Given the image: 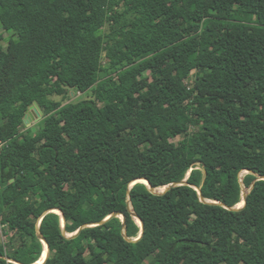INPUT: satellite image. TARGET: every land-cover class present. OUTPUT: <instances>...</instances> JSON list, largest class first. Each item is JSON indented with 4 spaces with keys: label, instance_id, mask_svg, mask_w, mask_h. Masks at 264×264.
I'll return each instance as SVG.
<instances>
[{
    "label": "trees",
    "instance_id": "trees-1",
    "mask_svg": "<svg viewBox=\"0 0 264 264\" xmlns=\"http://www.w3.org/2000/svg\"><path fill=\"white\" fill-rule=\"evenodd\" d=\"M0 30V264H264V0H0Z\"/></svg>",
    "mask_w": 264,
    "mask_h": 264
},
{
    "label": "water",
    "instance_id": "water-1",
    "mask_svg": "<svg viewBox=\"0 0 264 264\" xmlns=\"http://www.w3.org/2000/svg\"><path fill=\"white\" fill-rule=\"evenodd\" d=\"M43 116H44V112L42 111V109L40 108V106L38 105V103H37V102H34L33 106L30 107V109H29V110L27 111V113H26V116H25V119H24L25 124H28L30 120H33V119H35V118L38 119V118H41V117H43ZM33 130L35 131V128H33ZM247 173H249V172H247ZM262 179H264V177H262ZM135 183H143V184H146V185L149 187L150 191H151L152 193H154V194H163V193L167 192V191H168L171 187H173V186H177V185L185 184V183H186V180H184V181H182V182H180V183H174V184H171V185H169V186H166V187H164L163 191H161V192H158V189H155L153 186H151L150 183H149L147 180H145V179H138V180L134 181L133 184H135ZM133 184H132V185H133ZM249 191H250V189H249ZM198 192H199V195H200L201 199L204 200V198H203L201 192H200L199 190H198ZM247 192H248L247 189L244 188V193H243V197H242V203H243V205H242L241 207H237V206H236V207H234L233 209H236V210H237V209H240V208H242V207L245 206V204H246V202H247ZM129 209H130V211H131L132 216H133L135 219H137V221H138V223L140 224V227H141V233H140L139 237H138L137 239H135V240H130V241L135 242V241H138V240L143 236V232H144V224H143L142 221L139 219V217L133 212L130 203H129ZM58 211H59V210H58ZM49 212H50V211L45 212L44 215H46V214L49 213ZM53 212H55V211H53ZM59 212H60V211H59ZM55 213H56V212H55ZM57 214H58V213H57ZM44 215H43V216H44ZM59 215L62 217V228H63L64 233H65V229H64V227H65V218H64V216H63V214H62L61 212H60ZM112 217H118V218H120V219L122 220L123 227H124V229H125V226H126V217H125L124 214H122V213H114V214H112L110 217H108L107 219H105L104 221L99 222V223H94V224H91V225H89V226H97V225H101V224H103L104 222H106L108 219H110V218H112ZM41 219H42V218H41ZM39 226H40V223H39V225H38V228H39ZM83 228H84V227H81L76 233H74V234H72V235H67V236H68V237H73V236L77 235V234L80 232V230L83 229ZM65 234H66V233H65ZM39 237H40V239L42 240L44 247L46 246L47 249H48V253H47V256H48V254H49V246H48V243H47V241H46L42 236H39ZM13 262L16 263V264H19V263L15 262V261H13Z\"/></svg>",
    "mask_w": 264,
    "mask_h": 264
},
{
    "label": "rangeland",
    "instance_id": "rangeland-1",
    "mask_svg": "<svg viewBox=\"0 0 264 264\" xmlns=\"http://www.w3.org/2000/svg\"><path fill=\"white\" fill-rule=\"evenodd\" d=\"M1 31V30H0ZM2 32V31H1ZM4 36L7 37L8 34L4 33ZM90 98L89 93L86 94H82V93H78L76 96H73L70 100H68L69 102L73 101H78V100H82V99H88ZM43 119V117L41 118H35L33 120H30L28 124H26V130L30 129V128H35L36 126H39L40 121ZM177 142L182 141L185 142V140L183 138H177L176 139ZM246 173H244L242 176H244ZM163 191V190H162ZM158 192H161V189H158ZM40 223V222H39ZM9 235H7V233H4L3 231V242L7 243L8 239H9Z\"/></svg>",
    "mask_w": 264,
    "mask_h": 264
},
{
    "label": "bare ground",
    "instance_id": "bare-ground-1",
    "mask_svg": "<svg viewBox=\"0 0 264 264\" xmlns=\"http://www.w3.org/2000/svg\"><path fill=\"white\" fill-rule=\"evenodd\" d=\"M160 189L163 190L164 188H160ZM242 205H243V203H240V204H238L237 207H241ZM55 212L58 213V214H60V212L57 211V210H55ZM70 235H72V234H70ZM47 253H48V249H47V247L45 246L41 258H40L35 264H41L43 261H42L41 263H39V262L42 260L43 257H44L43 260L45 259V257L47 256Z\"/></svg>",
    "mask_w": 264,
    "mask_h": 264
},
{
    "label": "built area",
    "instance_id": "built-area-1",
    "mask_svg": "<svg viewBox=\"0 0 264 264\" xmlns=\"http://www.w3.org/2000/svg\"><path fill=\"white\" fill-rule=\"evenodd\" d=\"M2 146H3V143H1V141H0V150H1ZM3 228H4V226L0 227V242H3ZM7 262H8V264H16L12 260H9V259L7 260Z\"/></svg>",
    "mask_w": 264,
    "mask_h": 264
},
{
    "label": "crops",
    "instance_id": "crops-1",
    "mask_svg": "<svg viewBox=\"0 0 264 264\" xmlns=\"http://www.w3.org/2000/svg\"><path fill=\"white\" fill-rule=\"evenodd\" d=\"M45 248V247H44Z\"/></svg>",
    "mask_w": 264,
    "mask_h": 264
}]
</instances>
